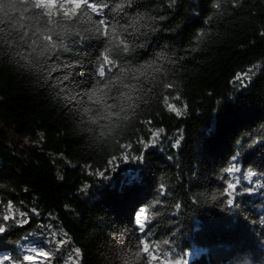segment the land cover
<instances>
[{
	"label": "trees",
	"instance_id": "16d2710c",
	"mask_svg": "<svg viewBox=\"0 0 264 264\" xmlns=\"http://www.w3.org/2000/svg\"><path fill=\"white\" fill-rule=\"evenodd\" d=\"M19 2L8 0L11 10ZM89 2L107 6L98 15L82 4L48 26L68 51L46 63L21 58L27 46L0 34V222L9 202L26 214L4 222L0 253L19 261L52 220L79 250L77 264H160L163 252L174 264L185 251L188 264H264V188L237 196L235 210L221 203L228 180L248 171L264 185V0ZM101 18L110 36L95 31H105ZM104 55L114 66L100 80ZM69 62L74 80L64 87L52 68ZM97 81L111 92L85 95ZM110 161L118 170L109 178L95 174ZM233 164L240 172L226 173ZM145 243L161 253L156 261Z\"/></svg>",
	"mask_w": 264,
	"mask_h": 264
},
{
	"label": "snow or ice",
	"instance_id": "6c2138e0",
	"mask_svg": "<svg viewBox=\"0 0 264 264\" xmlns=\"http://www.w3.org/2000/svg\"><path fill=\"white\" fill-rule=\"evenodd\" d=\"M82 4L85 8L90 9L91 12L97 13L98 15H101L103 12L104 7L107 5H101L96 2H89V0H22V2H19L14 5L15 8H18L19 11H13L11 10V7L8 3V0H3L2 3H0V34H3L6 41H22L23 45H26V49L24 47H21L20 52L18 53L21 55V58L26 56L27 58L29 56L31 57H43L44 62L46 63L51 55L53 53H56L57 49H63L64 51H68V47L65 46L63 42V38L60 37V34L56 31L55 27H48L49 25H55L58 22L56 21V17L59 16L61 19L59 22H62L64 19H71L72 17H75L77 15V10L81 9ZM214 7H219V4H215ZM39 10V11H36ZM33 17L36 18L35 22L33 21ZM44 18H47L46 20ZM99 25H105V31L101 32L100 29L97 27L95 28V31L100 34V36H110L111 33L107 31V25L105 19L101 18L99 20ZM14 33V35H13ZM77 35H80V33H77ZM53 36H57L60 38V43L57 44L56 41L53 40ZM99 38V37H97ZM84 39H87L85 37ZM72 43H75V41H72ZM122 47L121 51L125 53L131 52L128 44L124 41H121ZM25 51L27 52V55H24ZM57 59H60V55L57 54ZM110 64L114 66V62L109 60L107 55L103 56V63L100 65V69L97 73V75L100 77V80H103L105 77V71H104V65ZM73 65L69 63H63L62 66L56 67L54 66L52 68V71L59 70L61 72V76L58 77V79L61 80V83L63 85V82L68 81V85H64V87H70L71 83L74 80L73 73L71 71ZM64 69H68V71H64ZM109 72H111V69H109ZM237 79L241 80V86L246 87L247 85L243 83V77H237ZM125 88L135 87L129 86L127 84L124 85ZM104 88L108 89V92H111L112 85L110 83H104L103 85L100 84V81H97L96 87L93 88L91 93H85V95L92 97L95 95L96 92H103ZM121 95H125L124 93H121ZM104 96L107 97L108 94L104 93ZM128 101L130 102L132 100V93L129 91L127 93ZM108 99H116L115 97H108ZM96 104L103 103L104 110L106 112H110L109 110L113 107L112 104L107 103V100H105L103 97L97 98L95 100ZM170 111H176L177 115H180L179 110L175 109L174 106H169ZM121 111H123V108H121ZM162 131V130H161ZM154 137L158 136L159 133H154ZM154 142V141H153ZM180 143V140L178 139L174 145V147H178ZM127 147H130L127 146ZM127 154L122 157V159H126ZM117 159V158H116ZM116 159L114 161H116ZM137 159V158H133ZM140 160L143 159V157H139ZM233 161L236 160V157L233 156ZM114 161L109 162L110 168L105 171H99L95 173L96 175L102 177V178H109L106 176V171H116L118 170L116 167H114ZM226 173H238L240 172V168L236 167L235 164H233L232 167H229L225 170ZM256 173L253 171H248L246 176L244 177H236V179L233 181L231 179L228 180L225 191L223 193L224 196L227 197L226 201L222 200L221 203L225 204V206L229 209L235 210L239 207V202L237 201L236 197L239 195H254L257 192L260 191L261 188H264V185L259 184L258 182H253L252 177L255 176ZM133 180L138 179V177H132ZM241 179L245 181V184L247 186L241 185ZM239 187L240 191L237 192V188ZM164 189L161 185V192L160 195H164ZM262 198H264V192L260 193ZM181 205L179 203L176 204V208L179 210ZM12 205L11 202L8 204L9 212L11 211ZM35 211V210H33ZM26 215V214H22ZM145 216V209L141 208L136 213V223L140 227V231L144 232L145 224L144 220H141V217ZM146 219H150L148 217H145ZM10 219H14V217L10 215H3L2 221L0 222V234H4L11 225L6 226L4 222L9 221ZM18 224L21 226L28 224L29 220L26 218L23 221H17ZM56 233L55 232H49L48 235L45 237L48 244H54L56 243ZM65 241L61 240L55 249V251H59L60 247L63 246ZM164 244H170V241H164ZM144 251L149 254L152 261H156L157 257L161 255V253H157V255H152L149 251V244L145 243L143 245ZM194 247V246H193ZM160 248L159 244H153L152 250L155 251V249ZM28 253H35V255L32 254H24L20 258L19 261L14 260L11 255L9 254H0L2 258H0V264H36L37 257H43L44 260H50L51 256L55 255V252L52 249H49L47 251L44 250H37L35 247H29L26 249ZM191 253L188 251L183 252L178 258L174 259V264H188L187 258ZM74 256L79 255V250H75L74 253H72ZM169 258V252H163L162 259L160 260V264H163V260ZM40 264H44V261H41Z\"/></svg>",
	"mask_w": 264,
	"mask_h": 264
},
{
	"label": "rangeland",
	"instance_id": "374dc122",
	"mask_svg": "<svg viewBox=\"0 0 264 264\" xmlns=\"http://www.w3.org/2000/svg\"><path fill=\"white\" fill-rule=\"evenodd\" d=\"M122 157H124V154L121 155V158ZM123 160H124V163L121 162L122 165H124V167H127L129 165L127 159H123ZM7 211H8L6 213L7 215L13 216L16 214L18 219H20L22 216V214H19V212L16 211L15 209H11L10 212H9V209ZM49 232L56 233V237H55L56 243L54 244L47 243L45 237L48 235ZM61 240L65 241V243L63 244V246L60 247L59 251H55V249L57 248ZM29 247H35L37 248V250H44V251L52 249L55 252V255L51 256L50 260H44L43 257H37L36 264H40L41 261H44V264H77L78 262L79 255L78 256L72 255V253H74L75 250L77 249L71 245V243L69 242V239L63 233L61 228L56 226V224L52 220H47V228H45L43 231L39 233L37 239L34 238V240L29 239L27 241V243L23 247L24 249H23L22 255L24 254L35 255V253H28L26 251V249H28ZM0 258H2V256H0Z\"/></svg>",
	"mask_w": 264,
	"mask_h": 264
}]
</instances>
